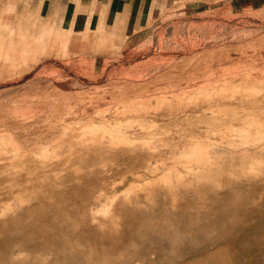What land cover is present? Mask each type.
I'll list each match as a JSON object with an SVG mask.
<instances>
[{
	"label": "rangeland",
	"instance_id": "rangeland-1",
	"mask_svg": "<svg viewBox=\"0 0 264 264\" xmlns=\"http://www.w3.org/2000/svg\"><path fill=\"white\" fill-rule=\"evenodd\" d=\"M14 21L0 25V264H264V0L172 4L124 40L18 1ZM213 148L258 159L208 163Z\"/></svg>",
	"mask_w": 264,
	"mask_h": 264
},
{
	"label": "crops",
	"instance_id": "crops-1",
	"mask_svg": "<svg viewBox=\"0 0 264 264\" xmlns=\"http://www.w3.org/2000/svg\"><path fill=\"white\" fill-rule=\"evenodd\" d=\"M15 1L33 7L37 16L61 31H106L122 35L124 40L145 26L158 10L211 0H0V25L14 24Z\"/></svg>",
	"mask_w": 264,
	"mask_h": 264
},
{
	"label": "bare ground",
	"instance_id": "bare-ground-1",
	"mask_svg": "<svg viewBox=\"0 0 264 264\" xmlns=\"http://www.w3.org/2000/svg\"><path fill=\"white\" fill-rule=\"evenodd\" d=\"M44 42V41H43ZM260 68V67H259ZM264 68V67H263ZM85 74V73H84ZM260 76V75H259ZM92 77V76H91ZM219 84V83H218ZM187 85V84H186ZM201 86V85H200ZM198 87V86H197ZM241 87H244L243 85L241 86ZM194 88V87H193ZM111 89V88H110ZM203 89V88H202ZM249 89V88H248ZM252 89V88H251ZM122 90V89H121ZM183 90V89H182ZM258 90V89H257ZM89 91V90H88ZM120 91V90H119ZM178 91V90H177ZM200 91V90H199ZM106 92V91H105ZM123 92V91H122ZM174 93V92H173ZM166 94V93H165ZM235 97V96H234ZM239 97V96H238ZM135 98V97H134ZM146 98V97H145ZM213 98V97H212ZM237 98V96L235 97V99ZM258 99V98H257ZM263 99V98H262ZM210 100V99H209ZM213 100H214V98H213ZM218 100V99H217ZM253 100V99H252ZM119 101V100H118ZM117 101V102H118ZM216 101V100H215ZM209 102V101H208ZM234 102V101H233ZM264 102V101H263ZM201 103H203V102H201ZM200 103V104H201ZM215 103V102H214ZM224 103V102H223ZM251 103V102H250ZM205 104V103H204ZM221 104V103H220ZM233 104V103H232ZM235 104V103H234ZM206 105V104H205ZM249 105V104H248ZM190 106V105H189ZM189 106H188V108H189ZM202 106V105H201ZM191 107V106H190ZM192 109V108H191ZM191 109H189L191 112H193V110H191ZM197 109L198 108H196V111H197ZM255 109V108H254ZM159 110V109H158ZM162 110V109H161ZM196 111H194V112H196ZM118 112V111H117ZM151 112V111H150ZM163 111H161V113H162ZM168 112V111H167ZM185 112V111H184ZM160 113V112H159ZM159 113L157 114V116L159 115ZM161 113H160V115H161ZM114 114V113H113ZM141 114V113H140ZM145 114V113H144ZM163 114V113H162ZM171 114V113H170ZM107 115V114H106ZM118 115V114H117ZM137 115V114H136ZM150 115V114H149ZM149 115H147V116H149ZM159 115V116H160ZM173 115H175L174 113H173ZM172 115V116H173ZM187 115V114H186ZM110 116H111V114H110ZM135 116V115H134ZM142 117L144 116L143 114L141 115ZM172 116H170V117H172ZM180 116H181V113H180ZM182 116H183V114H182ZM188 116V115H187ZM186 116V117H187ZM194 116V115H193ZM193 116H191L192 118H193ZM259 117H260V115H258ZM131 117V116H130ZM133 117V116H132ZM137 117H138V115H137ZM185 116H184V118H186ZM190 117V118H191ZM195 117V116H194ZM197 117V116H196ZM110 118V117H109ZM155 118V117H154ZM153 118V119H154ZM158 118V117H157ZM162 118V117H161ZM166 118V117H165ZM177 118V117H176ZM179 118V117H178ZM201 118V117H200ZM204 118H207L206 116H204ZM97 119V118H96ZM151 119H152V117H151ZM167 119V118H166ZM181 119L183 120V122H184V120L185 119H183L182 117H181ZM202 119V118H201ZM224 119V118H223ZM164 120V119H163ZM174 120H175V118H174ZM216 120H218V117H217V119ZM166 121V120H165ZM181 121V120H180ZM233 121V120H232ZM232 121H231V123H232ZM258 121V120H257ZM256 121V122H257ZM149 122V121H148ZM171 122H172V120H171ZM236 121L234 120V122H233V124L235 123ZM161 123V122H160ZM169 123H170V119H169V122H168V125H169ZM193 123V122H192ZM196 123V122H195ZM134 124V123H133ZM163 124V123H162ZM239 124V123H238ZM237 124V125H238ZM256 124V123H255ZM160 125V124H159ZM210 125V124H209ZM216 125V124H215ZM259 125V124H258ZM115 126V125H114ZM149 126H150V124H149ZM165 126V125H164ZM163 126V127H164ZM180 126H181V123H180ZM220 126V125H219ZM60 127V126H59ZM112 127H113V125H112ZM190 127H192V125L190 126ZM190 127H188L189 129H190ZM218 127V126H217ZM234 127V126H233ZM154 128V127H153ZM152 128V129H153ZM168 128H169V126H168ZM170 128H173V127H170ZM178 128V127H177ZM216 128V127H215ZM138 129H140V128H138ZM137 129V130H138ZM155 130H156V128H154ZM167 129V128H166ZM179 129V128H178ZM184 129V128H183ZM186 129V128H185ZM189 129H188V131H189ZM197 129V128H196ZM234 129V128H233ZM238 129V128H237ZM192 130V132H193V130L194 129H191ZM199 130V129H198ZM206 130V129H205ZM241 130H242V127H241ZM132 131V130H131ZM130 131V132H131ZM163 131V130H162ZM202 131H203V129H202ZM142 132H143V130H142ZM145 132V131H144ZM148 132V131H147ZM156 132V131H155ZM190 132V131H189ZM188 132V133H189ZM191 132V133H192ZM197 132L198 131H196L195 132V130H194V132H193V134L195 133V135L197 134ZM201 132V131H200ZM223 132V131H222ZM127 133H129V132H127ZM139 133V132H138ZM191 133H189V135H191ZM241 133V132H240ZM185 134H187V132L185 133ZM184 134V135H185ZM202 134V133H201ZM214 134H215V132H214ZM225 134V133H224ZM229 134H230V132H229ZM156 135V134H155ZM172 135V134H171ZM188 134L186 135V137L187 136H189ZM198 135H200V133H198ZM209 135V134H208ZM175 137H176V135H174ZM194 136V135H193ZM219 136V135H218ZM217 136V137H218ZM227 136V135H226ZM159 137V136H158ZM210 137V136H209ZM229 137V136H228ZM237 137H239V136H237ZM182 138V137H181ZM208 138V137H207ZM215 138H216V136H215ZM213 139V138H212ZM176 140V139H175ZM242 140V139H241ZM157 141V140H156ZM169 141V140H168ZM177 141V140H176ZM112 142V141H111ZM151 142V141H150ZM172 142V141H171ZM240 142V141H239ZM159 143V142H158ZM226 143H228V144H233V141L232 140H229V141H227ZM117 144V143H116ZM126 144H128V142L126 143ZM151 144V143H150ZM164 145H165V143H164ZM171 145H173V143L171 144ZM180 146V145H179ZM252 147H253V151L254 152H256V151H262L263 150V148H264V145H260V146H258L257 144H255V145H252ZM255 147H259L258 149H256ZM17 148V147H16ZM179 148V147H178ZM19 149V148H18ZM182 149V148H181ZM252 151V150H251ZM221 152H224V154H225V158L226 159H228V163L229 164H231V162L232 161H234L233 163L236 165V166H240V164H241V162L243 161V158L242 157H244L245 156V158L246 159H252V160H256V159H258V157H256V156H254V155H252V156H248V157H250V158H247V156L246 155H248V150H244L243 152L241 151V152H233V151H231V150H224V149H216V148H213V149H211L210 150V152L208 153L209 154V156H207V157H205V159H206V161L208 162V163H219V160H218V157L220 156V154L219 153H221ZM179 153V152H178ZM210 153H215V155H213V156H211L210 155ZM206 155V154H205ZM243 155V156H242ZM203 156V155H202ZM175 157V156H174ZM192 163V162H191ZM158 164V163H157ZM251 165V164H250ZM170 167V166H169ZM173 167V166H172ZM216 167V166H215ZM175 168V167H174ZM194 168V167H193ZM203 168L205 169V171L204 172H200V176L201 177H203V178H206V179H212L211 177V168L212 167H206V166H203ZM255 168V167H254ZM160 169V168H159ZM172 170V169H171ZM182 170V169H181ZM180 170V171H181ZM237 171V170H236ZM175 172V171H174ZM199 172V171H198ZM227 172V171H226ZM188 173V172H187ZM197 177V176H196ZM218 177H220V176H218ZM189 178L190 177H188V180H189ZM175 179V178H174ZM185 179H187V177L185 178ZM174 182H175V180H174ZM214 182V181H213ZM172 184V183H171ZM189 186V185H188ZM168 187V186H167ZM183 188H184V184H183ZM166 190V189H165ZM188 190V189H187ZM32 191V190H31ZM233 192V191H232ZM224 193V192H223ZM16 195V194H15ZM159 195V194H158ZM225 195V194H224ZM116 196H117V194H116ZM141 196V195H140ZM156 196V195H155ZM148 200V199H147ZM146 200V201H147ZM229 202V201H228ZM103 212V211H102ZM95 214V213H94Z\"/></svg>",
	"mask_w": 264,
	"mask_h": 264
}]
</instances>
